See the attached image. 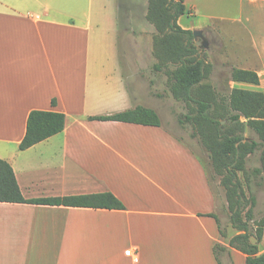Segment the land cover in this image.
<instances>
[{
  "label": "crops",
  "instance_id": "crops-1",
  "mask_svg": "<svg viewBox=\"0 0 264 264\" xmlns=\"http://www.w3.org/2000/svg\"><path fill=\"white\" fill-rule=\"evenodd\" d=\"M148 4L0 0V158L28 199L110 191L126 206L0 201V264H219L214 246H229L239 233L230 228L222 237L208 215L217 213L218 197L200 156L164 123V106L177 101L162 83L166 73L144 50L118 48L122 27L141 36L156 32ZM185 4L193 20L185 14L180 25L206 31L217 44L206 51L209 60L231 72L226 42L248 37L255 60L237 68L258 72L260 83L228 84L264 93V0ZM139 106L156 110L162 125L91 118ZM33 110L64 113L66 127L21 150ZM229 250L233 264L246 263L244 253Z\"/></svg>",
  "mask_w": 264,
  "mask_h": 264
},
{
  "label": "trees",
  "instance_id": "trees-1",
  "mask_svg": "<svg viewBox=\"0 0 264 264\" xmlns=\"http://www.w3.org/2000/svg\"><path fill=\"white\" fill-rule=\"evenodd\" d=\"M186 0H149L147 20L155 26L154 55L157 71L168 76L171 94L185 105L186 113L179 120L190 125L209 153L211 165L225 188L227 210L232 229L239 233L228 244L246 255V264H264V251L259 243L264 237V215L256 218L257 194L252 189V178L264 177V93L239 87L228 92L218 89L210 78L214 65L196 43L194 32L184 29L179 19L186 14ZM230 80L259 84L258 72L233 68ZM56 103V100H53ZM92 119L116 120L161 126L158 112L139 106L133 110ZM66 127V115L52 110H33L27 121V132L20 149H28ZM248 130L258 139L248 136ZM261 150V167H247L249 157ZM243 174V177L241 176ZM246 184V186H245ZM0 201L34 204L65 205L104 209H125V204L112 192L78 194L63 197L28 199L24 196L12 165L0 158ZM222 237L228 238L215 213ZM229 246L216 243L214 253L219 264H233Z\"/></svg>",
  "mask_w": 264,
  "mask_h": 264
},
{
  "label": "rangeland",
  "instance_id": "rangeland-1",
  "mask_svg": "<svg viewBox=\"0 0 264 264\" xmlns=\"http://www.w3.org/2000/svg\"><path fill=\"white\" fill-rule=\"evenodd\" d=\"M211 13L220 12L219 9H210ZM186 21L193 20V17L186 14ZM207 22L213 24V20L207 19ZM218 26V25H217ZM121 30L118 32V48L120 50L132 49V50H144L146 52V60L149 64L158 61L156 56L154 55V38L156 32L152 33L147 31L145 35L141 36L133 32L129 26L130 31H124L125 27L120 28ZM208 34L205 31H202V34L198 36L196 43L200 47V49L206 53L208 49H215L217 47L216 41L208 38ZM206 42V45H205ZM226 53L228 54V60L230 61L232 66L235 67H244L247 61L255 60L251 50V42L247 36L242 33L233 35L231 40L226 42ZM214 65V71L210 78V82H212L218 89L223 92H228V80L231 76V68L228 64H223L217 62L216 58H211L210 60ZM162 83L164 84L165 90H169V80L168 76L162 73L161 76ZM164 123L167 127L173 131L178 140L182 142L186 147L194 152V154L200 156L208 177L210 179L212 188L218 197V209L217 215L221 220L224 229H228V232L231 228L229 223V215L227 210V196L225 188L220 183V177L217 176L213 170L211 165V160L209 157V153L205 149L204 146L199 142L198 138L193 136V129L190 125H183L180 123L181 117L186 113L185 105L176 101V104L173 105L172 100L171 103L164 106ZM248 136H254L258 139L256 133L251 130H248L246 133ZM261 150H257L256 154L249 157L247 162V167L253 169L255 167H261V159H260ZM243 177V174H241ZM252 189L257 194L258 204L255 208L256 218H261L264 215V177L263 175L258 176L257 178H252ZM246 186V184H245ZM233 230V231H232ZM232 231V232H231ZM229 234L235 232L234 229H231ZM259 249H264V240L259 243ZM226 264H229L227 258L225 257ZM246 264V263H245Z\"/></svg>",
  "mask_w": 264,
  "mask_h": 264
},
{
  "label": "water",
  "instance_id": "water-1",
  "mask_svg": "<svg viewBox=\"0 0 264 264\" xmlns=\"http://www.w3.org/2000/svg\"><path fill=\"white\" fill-rule=\"evenodd\" d=\"M201 34H202V30H196V31H194L195 39H197L198 36H200ZM205 45H206V42H205Z\"/></svg>",
  "mask_w": 264,
  "mask_h": 264
},
{
  "label": "built area",
  "instance_id": "built-area-1",
  "mask_svg": "<svg viewBox=\"0 0 264 264\" xmlns=\"http://www.w3.org/2000/svg\"><path fill=\"white\" fill-rule=\"evenodd\" d=\"M127 255H132L133 254V249L132 248H129L126 250L125 252Z\"/></svg>",
  "mask_w": 264,
  "mask_h": 264
}]
</instances>
